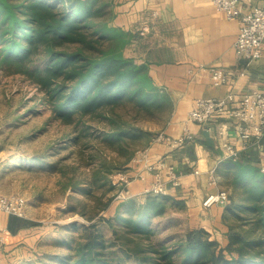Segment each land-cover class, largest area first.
I'll use <instances>...</instances> for the list:
<instances>
[{"label": "trees", "instance_id": "16d2710c", "mask_svg": "<svg viewBox=\"0 0 264 264\" xmlns=\"http://www.w3.org/2000/svg\"><path fill=\"white\" fill-rule=\"evenodd\" d=\"M111 19L107 0H0V70L35 84L53 118L73 126L74 141L93 134L92 120L100 122L97 138L128 163L156 134L142 122L165 123L174 104L153 82L147 64L126 56L130 35ZM226 166L231 177L225 246L204 227L189 225L183 199L146 191L106 199L101 211L115 201L113 213L84 225L63 261L264 264V170L241 159ZM40 224L9 214L7 229L16 234Z\"/></svg>", "mask_w": 264, "mask_h": 264}, {"label": "crops", "instance_id": "0c3cea01", "mask_svg": "<svg viewBox=\"0 0 264 264\" xmlns=\"http://www.w3.org/2000/svg\"><path fill=\"white\" fill-rule=\"evenodd\" d=\"M107 1L112 10L110 24L130 35L126 56L134 58L136 63L147 64L153 82L168 91L174 104L165 123L149 127L156 134L142 149L145 157L130 161L126 170L130 177L127 195L146 192L159 172L165 182V194L184 200L190 226L204 227L215 238L226 237L228 227L223 221L226 204L204 207L202 202L209 193L223 189L230 193L231 173L227 161L241 159L264 169V137L259 144L241 150L238 123L227 114L216 115L205 125L188 121L187 116L197 98H218L233 93L235 100L230 107H235L244 93L263 89L264 56L249 61L237 55L234 43L239 21L228 19L210 0ZM238 4L247 12L264 6V1L238 0ZM144 23L149 25V31L140 35L139 29ZM209 68L228 73V82L213 85ZM186 131L191 134L190 139L179 146L170 145L168 138H176ZM160 133L164 138L157 139ZM224 141L240 150L236 158L227 157L222 146ZM147 165L156 167L149 169ZM168 166L180 176L179 185L168 180ZM195 170L199 173L195 174ZM8 217V213L0 210V237L4 244L34 228L11 234L7 229Z\"/></svg>", "mask_w": 264, "mask_h": 264}, {"label": "rangeland", "instance_id": "374dc122", "mask_svg": "<svg viewBox=\"0 0 264 264\" xmlns=\"http://www.w3.org/2000/svg\"><path fill=\"white\" fill-rule=\"evenodd\" d=\"M92 123L93 134L74 141L73 126L53 118L35 84L0 70V195L23 196L26 217L41 223L0 242V264H65L63 257L72 253L69 243L83 236V226L113 213L115 201L104 211L101 205L119 192L118 173L142 148L125 163L97 138L103 125ZM154 124L142 122L148 128ZM215 239L221 246L227 243L224 235Z\"/></svg>", "mask_w": 264, "mask_h": 264}, {"label": "built area", "instance_id": "2783aa9c", "mask_svg": "<svg viewBox=\"0 0 264 264\" xmlns=\"http://www.w3.org/2000/svg\"><path fill=\"white\" fill-rule=\"evenodd\" d=\"M217 10L225 13L228 19H237L239 21V32L234 43V47L238 56L249 61L264 56V6H256L250 11L243 12L239 7L238 0H210ZM264 1V0H263ZM149 31V25L144 23L139 29L140 35H145ZM198 68H206L199 66ZM209 76L213 85H221L229 80L228 73L217 68H209ZM235 100L233 93L218 98H197L194 107L188 112L187 120L202 125L207 124L212 117L221 114H227L228 117L234 119L238 123V131L241 139V150L248 149L253 145L259 144L264 137V88L254 90L241 95L239 105L230 107ZM164 138V134L160 133L157 139ZM191 138L189 132L170 139L168 142L171 146H179L187 139ZM222 146L226 150L228 158H236L240 152L238 148L233 147L227 141L222 142ZM145 157L143 150L136 153L135 160L141 161ZM162 166L164 163L158 161ZM149 169H153L154 165H147ZM264 170V169H263ZM168 180L174 185H179V175L174 171L172 166H168ZM195 174L199 171L195 170ZM116 181L120 185L119 192L115 195V199H123L127 197V185L130 177L126 171L119 172ZM212 183L215 180L212 179ZM147 191L156 193H165V182L161 179L159 172L155 173V180ZM229 202V193L223 189L215 193H209L203 200L204 207L213 204H227ZM26 199L18 194L0 195V210L14 214L20 217H26ZM3 238L0 237V242Z\"/></svg>", "mask_w": 264, "mask_h": 264}]
</instances>
